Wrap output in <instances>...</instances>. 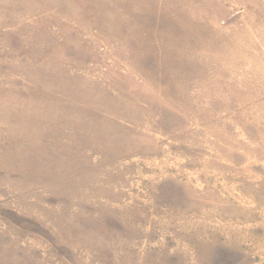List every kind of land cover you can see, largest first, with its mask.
I'll list each match as a JSON object with an SVG mask.
<instances>
[{
    "label": "rangeland",
    "instance_id": "rangeland-1",
    "mask_svg": "<svg viewBox=\"0 0 264 264\" xmlns=\"http://www.w3.org/2000/svg\"><path fill=\"white\" fill-rule=\"evenodd\" d=\"M0 264H264V0H0Z\"/></svg>",
    "mask_w": 264,
    "mask_h": 264
}]
</instances>
